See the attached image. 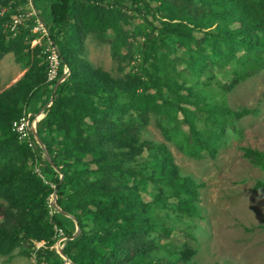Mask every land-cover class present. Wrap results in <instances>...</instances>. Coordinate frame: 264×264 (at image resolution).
<instances>
[{
    "label": "trees",
    "instance_id": "1",
    "mask_svg": "<svg viewBox=\"0 0 264 264\" xmlns=\"http://www.w3.org/2000/svg\"><path fill=\"white\" fill-rule=\"evenodd\" d=\"M0 7V58L11 52L26 67L0 91V255L21 248L36 264H63L50 248L56 225L70 264H193L186 261L194 250L173 242L168 223L195 214L197 184L177 173L163 143L141 140L140 131L153 118L186 155L214 158L226 125L250 112L209 99L212 84L231 86L214 73L230 67L239 81L264 69V0H0ZM28 9L9 32L12 16ZM36 19L58 51L53 81L45 79V37L29 48L40 35L31 32ZM87 34L109 45L121 73L123 63L135 60L134 68L113 78L93 67L80 55ZM63 66L67 74L53 89ZM41 108L35 131L49 160L10 129L23 111ZM240 150L264 173L262 152ZM254 187L264 190V180ZM52 191L67 215L48 214ZM33 242L42 245L33 250Z\"/></svg>",
    "mask_w": 264,
    "mask_h": 264
},
{
    "label": "rangeland",
    "instance_id": "2",
    "mask_svg": "<svg viewBox=\"0 0 264 264\" xmlns=\"http://www.w3.org/2000/svg\"><path fill=\"white\" fill-rule=\"evenodd\" d=\"M0 10L3 12L4 7ZM26 13L29 16L33 9ZM127 13L136 14L134 10H127ZM18 14L21 13L12 18ZM139 21L134 18L129 25ZM195 33L200 35L197 31ZM38 40L36 37L29 41V48H34ZM140 41L141 36H136L135 43ZM35 52L37 56V49ZM80 55L113 78L134 68L135 60L123 63L121 73L110 56L109 45L91 34L83 38ZM15 58L11 52L5 53L2 60L0 58V91L18 80L26 70ZM229 71L230 67H226L223 73H214L220 85L231 83V86L222 90L212 84L209 99L221 100L231 110L247 108L250 112L226 125L223 142L217 147L214 158L205 151L201 152L200 158L186 155L174 141L164 138L153 118L140 131L141 140L163 143L170 152L177 173L197 184L195 214L168 223L173 227L170 232L173 242H184L194 250L187 263L264 264V190L254 187L256 180H264V173L247 161L240 150L241 147H250L264 154V69L239 81H234ZM182 128L186 130L185 125ZM140 193L145 200L149 198L147 190ZM173 200L171 197L170 201ZM41 245L33 242L30 248L35 250ZM50 248L59 255L61 247L55 236ZM20 250L15 248L9 255H0V264H36L33 254L26 256ZM62 261L63 264L68 262L66 257ZM177 264H182V261Z\"/></svg>",
    "mask_w": 264,
    "mask_h": 264
},
{
    "label": "built area",
    "instance_id": "3",
    "mask_svg": "<svg viewBox=\"0 0 264 264\" xmlns=\"http://www.w3.org/2000/svg\"><path fill=\"white\" fill-rule=\"evenodd\" d=\"M2 10H0V14ZM28 16V14H18L11 19V22L7 25V29L12 34L15 32L17 25L21 24V20ZM31 32L37 33L39 32V36L37 39L41 37H45V42L42 45V54L44 55V60L46 63V81H53L56 79L57 71L60 63L59 55L56 46L54 43L47 37V31L44 25L36 19V23L31 27ZM67 74V68L65 66L62 67V74L57 79ZM50 103V100L44 105L47 107ZM43 107V108H44ZM43 108H41L37 113H32L30 111H23L21 115L12 120L10 123V129L13 133H15L17 139L22 142H26L27 146L32 148L33 144L36 143L35 137L33 135V131H35L36 122L43 116ZM39 146V145H38ZM33 170L40 176L39 168L37 165L34 166ZM41 177V176H40ZM52 186V185H51ZM55 192L52 191L49 194L47 200L48 212L51 215L54 211H57L58 206L55 203ZM54 236L57 240V244L62 248L66 237L63 234V231L60 227L53 225ZM42 243V242H40ZM61 243V244H60ZM63 243V244H62Z\"/></svg>",
    "mask_w": 264,
    "mask_h": 264
},
{
    "label": "water",
    "instance_id": "4",
    "mask_svg": "<svg viewBox=\"0 0 264 264\" xmlns=\"http://www.w3.org/2000/svg\"><path fill=\"white\" fill-rule=\"evenodd\" d=\"M62 79H63V76L60 78V80H62ZM60 80H57V81H56V83H55L54 86H53V89H54V87L57 85V83L60 82ZM33 135H34V137H35V140H36L37 144H38L39 147L42 149L43 157H44L46 160H49V157H48V155L46 154V151H45V149H44L42 143L40 142V140L38 139V137H37V135H36V131H33ZM59 177H60V176H59ZM57 210H58L60 213L67 215L66 213H64L63 211H61L59 208H57ZM77 232H78V227L76 226V227H75V231L73 232L72 236H75V235L77 234ZM58 253H59V255H60L62 258H65L64 254L62 253V248H59Z\"/></svg>",
    "mask_w": 264,
    "mask_h": 264
},
{
    "label": "crops",
    "instance_id": "5",
    "mask_svg": "<svg viewBox=\"0 0 264 264\" xmlns=\"http://www.w3.org/2000/svg\"><path fill=\"white\" fill-rule=\"evenodd\" d=\"M6 54H7V53H6ZM4 55H5V54H4ZM4 55H3V56H4ZM3 56L1 57V60L3 59Z\"/></svg>",
    "mask_w": 264,
    "mask_h": 264
}]
</instances>
